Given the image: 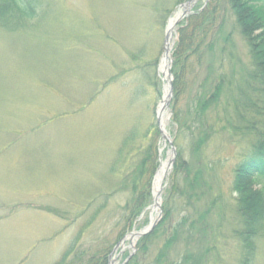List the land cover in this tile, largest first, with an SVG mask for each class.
<instances>
[{
  "label": "rangeland",
  "instance_id": "374dc122",
  "mask_svg": "<svg viewBox=\"0 0 264 264\" xmlns=\"http://www.w3.org/2000/svg\"><path fill=\"white\" fill-rule=\"evenodd\" d=\"M26 1L33 18L0 27V264H57L71 245L66 262L111 248L112 262L122 264L137 248L128 235L160 221L164 199L166 233L147 256L177 228L174 258L199 253V264H238L234 170L257 143L264 98L230 9L220 7L211 50L205 44L189 58L176 96L172 62L170 79L160 66L169 21L185 1ZM209 3L197 0L174 25L171 50L184 20ZM168 80L164 141L157 113ZM151 127L155 174L171 146L175 156L159 209L152 195L130 230L121 217L131 165H120L118 151L133 133L134 144L144 142ZM178 153L183 167L175 175ZM254 264H264V235Z\"/></svg>",
  "mask_w": 264,
  "mask_h": 264
},
{
  "label": "trees",
  "instance_id": "16d2710c",
  "mask_svg": "<svg viewBox=\"0 0 264 264\" xmlns=\"http://www.w3.org/2000/svg\"><path fill=\"white\" fill-rule=\"evenodd\" d=\"M182 1L189 0H177L176 4ZM221 6L222 9L228 7L233 14L235 26L249 49L254 70L251 76L258 83L264 98V0H210L209 4L201 7V10L197 8L193 15L184 20L178 29L177 39L172 49L171 73L174 77V93L177 96L184 88L183 72L189 63V58H198L205 44L207 51L211 50V41L217 33V14ZM30 18H33V10L28 1L0 0L1 28H10V22L18 23ZM199 102H197L198 105ZM262 106L258 111L261 118V131L256 133L257 143L234 170L232 190L235 194V209L240 225L239 229L234 231L235 239L240 246L238 264L255 263L257 242L264 235V183L261 188L256 187L260 180H264V104ZM204 108L200 105L199 110L203 111ZM157 133L155 131L156 135ZM155 134L154 128H149L140 136L144 142L138 141L137 144H134V139L138 135L134 133L131 136L128 135L118 151L119 159L123 160L120 165H125L127 168L131 165L128 168L130 171L123 176L122 190L129 195L122 208L121 217L130 230L152 203L151 181L158 168L156 146L151 141V136ZM182 165L180 153H178L173 174L177 175ZM120 189L118 191L122 192ZM107 197L109 195H106L103 201H107ZM169 218L170 211L164 199L161 220L151 233L138 239L136 252L127 256L125 264L200 263L199 253H191V256L190 254L175 255V258L172 256L171 250L174 252L179 235L177 228L173 229L168 237L166 236L155 257L147 256L148 249L154 241L161 234L162 237L165 235ZM122 237L123 235L120 236ZM111 251V248H108L103 253L100 252L98 258L89 257L85 263L82 259L83 253L80 252L70 262H66L74 252L71 245L57 264H108ZM192 255H195V260Z\"/></svg>",
  "mask_w": 264,
  "mask_h": 264
},
{
  "label": "water",
  "instance_id": "95a60500",
  "mask_svg": "<svg viewBox=\"0 0 264 264\" xmlns=\"http://www.w3.org/2000/svg\"><path fill=\"white\" fill-rule=\"evenodd\" d=\"M197 0H190L184 4H182L180 7L183 8V12L181 13V15L179 16L178 20L175 22V24L182 18H184V16L186 15V13H188V10H190V8L192 7V5L196 2ZM174 24V25H175ZM168 29V28H167ZM172 32H173V29L172 31H166V34H165V47H164V53H163V56L166 57L168 59V64H167V68H166V73H164V75L166 77H168L170 79V66H171V58H170V49H168V46H169V42L170 40L172 39ZM171 95H172V87H171V81L168 80V87L165 91V96H164V99H163V102H162V112L168 108L169 106V103H170V99H171ZM160 114L157 113V124H158V128H159V132H160V135L162 137L163 140H168V137L164 135L163 133V130L161 129V125H160ZM171 146V145H170ZM171 152H172V158L169 159L167 161V170H166V173H168V171L171 169L172 167V163H173V157L175 156V151H174V147L171 146ZM154 184V183H153ZM162 183L161 185L159 186V189H158V193L157 195H153V205L156 206L157 208H159V201H160V196H161V193H162ZM160 215V213H158V216ZM158 220H151L150 224L148 227H146L145 229H143L141 232L139 233H133V234H130L129 237L131 239H134V238H139L147 233H149L153 228L154 226L156 225Z\"/></svg>",
  "mask_w": 264,
  "mask_h": 264
},
{
  "label": "bare ground",
  "instance_id": "6f19581e",
  "mask_svg": "<svg viewBox=\"0 0 264 264\" xmlns=\"http://www.w3.org/2000/svg\"><path fill=\"white\" fill-rule=\"evenodd\" d=\"M180 15L181 14H177L174 18H172L169 21L168 29H167L168 31H172V29L174 28V24L178 20ZM168 49H170V44L168 46ZM167 64H168V59L163 56V59H162L160 67H161V71H163L164 73H166ZM161 109H162V104L159 106L158 113L160 114L161 129L163 130L164 135L167 136L166 129H165L166 113L164 112L165 110L162 112ZM166 170H167V162H162L160 164L158 172H157V174H156V176L154 178V194L155 195H157L159 186L164 181V179H165V177L167 175ZM154 208H155L154 210H157L156 206ZM112 264H114V263H112Z\"/></svg>",
  "mask_w": 264,
  "mask_h": 264
}]
</instances>
